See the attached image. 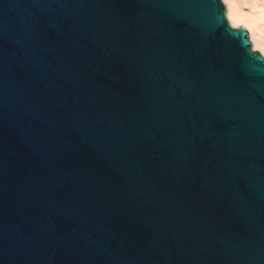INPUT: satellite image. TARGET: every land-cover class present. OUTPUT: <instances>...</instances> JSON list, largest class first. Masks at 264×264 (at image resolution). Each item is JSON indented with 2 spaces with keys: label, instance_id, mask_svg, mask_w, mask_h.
Returning a JSON list of instances; mask_svg holds the SVG:
<instances>
[{
  "label": "water",
  "instance_id": "1",
  "mask_svg": "<svg viewBox=\"0 0 264 264\" xmlns=\"http://www.w3.org/2000/svg\"><path fill=\"white\" fill-rule=\"evenodd\" d=\"M0 264H264V57L221 0H0Z\"/></svg>",
  "mask_w": 264,
  "mask_h": 264
},
{
  "label": "bare ground",
  "instance_id": "2",
  "mask_svg": "<svg viewBox=\"0 0 264 264\" xmlns=\"http://www.w3.org/2000/svg\"><path fill=\"white\" fill-rule=\"evenodd\" d=\"M223 2L225 4L224 7H226L225 12L227 21L229 20L228 23L232 26L241 25L247 29L250 33L249 39L252 41V47L264 56V39L261 41V36H256L254 30L260 25L259 22L264 21V8L259 10L258 7H255L257 10L252 14L242 8V3L239 0H223Z\"/></svg>",
  "mask_w": 264,
  "mask_h": 264
},
{
  "label": "rangeland",
  "instance_id": "3",
  "mask_svg": "<svg viewBox=\"0 0 264 264\" xmlns=\"http://www.w3.org/2000/svg\"><path fill=\"white\" fill-rule=\"evenodd\" d=\"M222 3L224 4L223 0H221ZM239 2L242 3V8L249 12V13H252L254 14V12H256V8L255 7H258V9L260 10L261 8L263 9L264 8V0H239ZM225 5V4H224ZM226 8V7H225ZM261 9V10H262ZM229 22V20H228ZM230 25V23H228ZM259 26H257L256 28H254L255 30V33H256V36H261V41L264 39V21L263 22H259ZM231 27H235V26H232L230 25ZM246 31L248 32V30L246 29ZM258 32V33H257ZM263 36V37H262ZM248 37L250 38V33L248 32ZM250 40V43H252L251 39ZM253 46V44H252ZM257 50V49H256ZM261 54V52H259ZM262 55V54H261ZM263 56V55H262ZM264 57V56H263Z\"/></svg>",
  "mask_w": 264,
  "mask_h": 264
}]
</instances>
